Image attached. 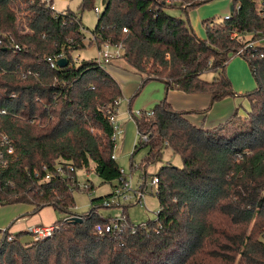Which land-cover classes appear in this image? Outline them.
Wrapping results in <instances>:
<instances>
[{"label":"trees","instance_id":"16d2710c","mask_svg":"<svg viewBox=\"0 0 264 264\" xmlns=\"http://www.w3.org/2000/svg\"><path fill=\"white\" fill-rule=\"evenodd\" d=\"M94 2L83 0L81 11H95ZM208 2L104 0L95 40L86 42L81 14H56L44 0H0V111H5L0 138L7 136L14 148L9 155L0 143L7 160L0 166V206L28 205L34 214L51 207L76 215L77 182L54 177L43 183L35 177L60 163L76 170L94 164L105 184L123 179L109 122L123 89L95 60L74 62V54L88 46L124 47L122 61L143 81L136 96L148 82L160 81L166 93L205 95L212 104L233 97L227 66L245 45L264 39V19L257 0H232V18L205 22L201 39L189 22L168 12L180 7L188 16ZM23 5L29 33L17 25ZM59 55L69 65L52 68L48 59ZM242 58L256 89L245 96L251 112L241 129H228L238 112L219 127H197L167 98L151 116L134 118L139 135L148 136L134 153L148 149L146 166L161 161L166 148L183 160L182 168L168 165L152 175L160 181L156 221L135 226L127 216L120 237L98 236L95 226L114 219L99 214L111 195L93 198L81 224L64 220L52 238L24 244L26 233L12 241L5 233L0 264H264V59L252 53ZM207 73L217 76L207 81Z\"/></svg>","mask_w":264,"mask_h":264},{"label":"rangeland","instance_id":"374dc122","mask_svg":"<svg viewBox=\"0 0 264 264\" xmlns=\"http://www.w3.org/2000/svg\"><path fill=\"white\" fill-rule=\"evenodd\" d=\"M82 2L83 0H71L68 4L56 3L57 10L56 8L55 10L58 13L62 14L64 11H69V8L73 12L80 13L82 15V23L87 29L84 31V33L86 36V42H88V40L92 37V32L97 25L98 15L94 12L93 9H85L81 11ZM229 4H232V0H209L208 3L189 10L188 16L182 9H180V7L169 9L168 12L174 17L185 19L194 29L196 35L201 39H205V22L213 21L215 23H221L224 17L229 13ZM94 6L104 10V0H95ZM28 13L29 12L25 10L24 5L20 10H17L16 13L18 17L17 25L19 27V31H22V33L30 32L27 27ZM97 53L98 49L96 46H88L85 50L74 54V56H79L78 58L80 59L78 63H80L81 61L89 62L97 57ZM109 67L113 75L114 73H117V75L123 74L136 78V80L131 79L128 83L122 84V87L126 89L133 88L131 97L126 98V96L124 95L122 98L118 99H122L121 112L126 111L128 119L127 126L128 128H131L133 130V133L132 136H130L129 131H126V125L122 122L124 132L123 136L118 139L114 154L120 170H125V174L129 179H131L134 187H137L141 184L143 186V193L145 194L143 201L141 203L131 202L125 204L127 206L126 215L129 217L131 223L135 226H139L150 221H156L158 218V212L160 211L159 200L157 198L156 192L152 191L153 188L151 187L152 175L157 174L162 167L168 165L182 168L183 160L180 156L174 154L170 148H166L161 161L146 166L145 160L147 158L148 149L144 148L138 153L134 154L135 147L139 145L140 140L138 139V129L135 120L131 115L130 109H132L134 112L152 111L157 104H159L166 98L165 84L160 81H150L144 86L143 89L140 90V92L136 96V92L139 91L143 82L141 77L139 75H136L134 70H132V68L122 60L112 62ZM227 73L230 79L234 81V88L236 90L242 89L244 90V92L240 94L243 95L241 96V98L232 102L233 104L231 103V105H228L227 103L223 107L219 108V110L226 113L230 109V114L238 112L239 118L235 121L234 124L230 125L228 129H241L242 124H244V122L247 120L248 114L251 112L249 99L245 96L256 89V80L252 74L248 62L239 56H235L231 59V62L227 69ZM216 76L217 74L215 73H207L203 76V78L207 81H213ZM125 92L126 90L124 89V93ZM132 165L133 168H131ZM145 176L147 177L146 181ZM71 178H74L77 182L74 185L75 188H79L78 191L74 193L76 208H74L73 213L76 215L65 216L63 213L56 212V219L58 221L52 224L53 226H55L56 230L54 235L58 230H61L63 228L64 220L70 221L74 217L86 215L93 208L91 204L93 198H100L111 195L114 186L117 185V182H114L112 184L103 183V181L97 176L95 172L94 164H91L88 169L77 170V172ZM87 182L89 184V188L92 185L94 186V190L88 191L89 188H82V185ZM99 206H102V204ZM19 208L20 207H14V205L0 206V242L3 238L1 230L4 229L3 226H1L3 222L2 220L4 218L9 219L11 217V214H14L11 212ZM19 210H28V206L24 205V207ZM121 213L122 211L119 208H99L100 216L106 219L116 218L118 215H121ZM23 215L25 214H22V216ZM48 215L51 214L48 213ZM48 219L51 218L48 217ZM60 220L61 222H59ZM10 236L15 237V235ZM23 243L32 244L34 242L33 240L31 241V239H24Z\"/></svg>","mask_w":264,"mask_h":264},{"label":"built area","instance_id":"2783aa9c","mask_svg":"<svg viewBox=\"0 0 264 264\" xmlns=\"http://www.w3.org/2000/svg\"><path fill=\"white\" fill-rule=\"evenodd\" d=\"M44 1H46L49 4V7L56 12L52 0H44ZM174 1L175 0H166V4H173ZM256 8L260 17L264 19V0H257ZM103 11L104 10H102L101 8L96 7L94 12L99 16L103 13ZM56 14H60V13L56 12ZM231 18H232V11L229 12L224 17L223 20L228 21ZM83 31H85V29H83ZM236 36H237L236 34H233V37ZM94 40H95V36L92 35V37L88 41L92 42ZM97 49H98L97 57L94 60L99 64L100 67L111 73L109 66L114 61L122 60L124 54V47L122 45L103 44L101 47ZM250 53L255 54L257 57L261 59H264V39H259L248 43L238 52H236L235 56L243 57L244 55H249ZM78 57L73 56L74 62L78 63L80 59ZM62 58H66V57H64L63 55H59L54 59L49 58L48 62L50 63V66L52 68H59L58 61ZM121 102L122 99L117 100L115 102L114 107L116 112L113 113L111 116H109V122L113 126V130H114L113 141L115 142L116 145L115 148L117 147L118 139L121 138V136L123 135V125L119 120V107ZM143 112L144 111L135 112L134 116L132 115L133 119L134 118L140 119ZM145 112L147 116H151L153 114L152 111L150 112L145 111ZM0 113L5 114V111H0ZM138 139L141 142H144L147 141L148 136L146 135L140 136L138 134ZM0 143L1 146L6 148L7 154L11 155L14 153V148L11 145V142L7 136L2 135L0 138ZM113 158L116 160L115 154ZM6 165H7V160L5 159V154L3 152H0V166L5 167ZM43 171L46 172L44 177H41L39 171L35 173L36 178H43L42 179L43 183L50 182L54 177L68 178L73 183L76 182L74 178H71L77 172L73 164L60 163L57 164L54 171H50L47 167H43ZM121 175L123 179L117 186L114 187L111 197L104 201L102 208H119L122 211V213L121 215H118L116 218L111 220V222L108 225H103V224L96 225L94 231L98 236L111 235V236L120 237L122 234L121 223L127 220V215H126L127 206L125 204L131 202L141 203L143 201V198L145 197V194L143 193L142 184L137 187H134L131 179H129L125 174L124 169L121 170ZM159 185H160L159 178L157 176L152 177L151 187L153 188L152 191H155L156 194L158 192ZM82 188H89L88 182L83 184ZM6 231L7 230H5L4 234L7 233ZM55 231H56L55 226L53 225L41 226V227L35 226L29 228L27 233L32 237L33 242H40L45 239L53 237ZM13 239L14 237L10 235L8 236L9 241H12Z\"/></svg>","mask_w":264,"mask_h":264},{"label":"crops","instance_id":"0c3cea01","mask_svg":"<svg viewBox=\"0 0 264 264\" xmlns=\"http://www.w3.org/2000/svg\"><path fill=\"white\" fill-rule=\"evenodd\" d=\"M70 1L71 0H52V3L54 5V8H56V10H57V4L56 3L68 4ZM229 5H230V7L228 9V12H231L232 4H229ZM68 10H70V9L68 8ZM66 12L64 11L63 14ZM77 14H80V13H77ZM81 19H82V15H81ZM229 64H228V66H229ZM228 66H227V69H228ZM227 69H226V73H227ZM227 75H228V73H227ZM113 77L118 81V83L121 85V87H122L123 83H128L129 80H131V79L136 80V78L133 76H127V75H123V74L117 75V73H114ZM229 79H230V77H229ZM230 81L232 83L233 91H234L235 95L233 97L224 99V100L219 101V102L214 103V104H212L211 98L209 96L185 95L183 93L174 92V91L169 92L166 98L168 99L169 103L172 105V107L176 111L188 113L187 118L195 126L202 127L206 130L213 129V128L221 125V124H224L227 120H229L235 114V113L230 114V112H229L230 109L228 112L224 113L223 111L219 110V108L223 107L227 103H228V105H231V103L234 100H238L239 98H241V96H243L240 94L242 92H244V90H242V89L236 90L234 88V81L232 79H230ZM122 89H123V96L125 95L126 98H130L133 88H127L126 89V88L122 87ZM124 89L126 90L125 93H124ZM121 104H122V102H121ZM121 104L119 107V120L121 121V123L123 122L126 125V131L127 132L129 131L130 136H132L133 130L131 128H128V126H127L128 125L127 113H126V111L121 112ZM130 112H131V115L134 116L135 112L132 109H130ZM194 112H197V113H194ZM204 112H207V113L202 114ZM123 132H124V129H123ZM26 206H28V205H26ZM14 207H20L19 209H22V207H24V205H14ZM19 209H16L13 212H11L14 214H11V217L9 219L4 218L2 220L3 222H2L1 226H3V228H4L3 230H1L2 237L4 235L5 230H7L6 231L7 234L13 235V236L14 235L16 236L20 233H26L27 235L22 237V239H21L22 242H24V239H26V240L31 239V241H32L31 236L27 233L29 228L35 227V226H50V225H52L58 221L56 219V212L51 207H47L37 214L32 213L34 208L31 206H28V210L20 211ZM48 213L51 215H48ZM4 214H1V215H4ZM22 214H25V215L22 216ZM48 217H50L51 219H48ZM5 228H7V229H5Z\"/></svg>","mask_w":264,"mask_h":264},{"label":"water","instance_id":"95a60500","mask_svg":"<svg viewBox=\"0 0 264 264\" xmlns=\"http://www.w3.org/2000/svg\"><path fill=\"white\" fill-rule=\"evenodd\" d=\"M233 10H234V8L231 7V11H233ZM68 65H69V61H68L67 58H62V59H60L58 61V66L60 68H65ZM167 95H168V92L166 93V97H167ZM72 221L75 222V223H77V224H81L83 222V219L81 217H74V218H72Z\"/></svg>","mask_w":264,"mask_h":264}]
</instances>
